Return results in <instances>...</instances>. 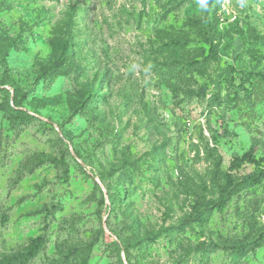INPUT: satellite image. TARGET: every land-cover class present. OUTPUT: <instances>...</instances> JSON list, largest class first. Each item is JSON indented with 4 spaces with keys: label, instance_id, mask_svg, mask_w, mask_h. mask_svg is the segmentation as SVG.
I'll return each mask as SVG.
<instances>
[{
    "label": "rangeland",
    "instance_id": "1",
    "mask_svg": "<svg viewBox=\"0 0 264 264\" xmlns=\"http://www.w3.org/2000/svg\"><path fill=\"white\" fill-rule=\"evenodd\" d=\"M0 264H264V0H0Z\"/></svg>",
    "mask_w": 264,
    "mask_h": 264
},
{
    "label": "trees",
    "instance_id": "2",
    "mask_svg": "<svg viewBox=\"0 0 264 264\" xmlns=\"http://www.w3.org/2000/svg\"><path fill=\"white\" fill-rule=\"evenodd\" d=\"M7 91V90H6ZM13 102V100L11 99V103ZM13 108H16V106L14 105V106H12ZM100 180L102 181V179L100 178ZM105 188H106V186H105ZM107 195H108V197H109V199H110V195H109V192L107 191ZM48 219V216H45V220H47ZM106 224L108 225V220L106 219ZM255 244V246H257L258 245V241L257 242H255L254 243Z\"/></svg>",
    "mask_w": 264,
    "mask_h": 264
}]
</instances>
